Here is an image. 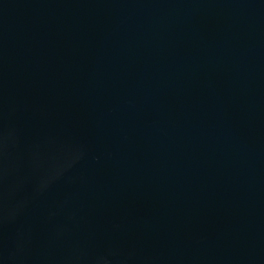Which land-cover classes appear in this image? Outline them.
Listing matches in <instances>:
<instances>
[{
    "label": "water",
    "instance_id": "95a60500",
    "mask_svg": "<svg viewBox=\"0 0 264 264\" xmlns=\"http://www.w3.org/2000/svg\"><path fill=\"white\" fill-rule=\"evenodd\" d=\"M0 264H264V0H0Z\"/></svg>",
    "mask_w": 264,
    "mask_h": 264
}]
</instances>
